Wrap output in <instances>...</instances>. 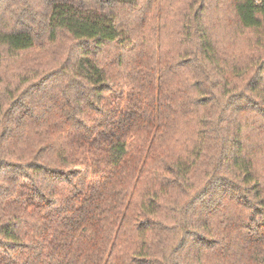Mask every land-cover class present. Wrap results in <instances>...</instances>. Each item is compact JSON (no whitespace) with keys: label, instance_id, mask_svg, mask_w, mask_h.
<instances>
[{"label":"trees","instance_id":"1","mask_svg":"<svg viewBox=\"0 0 264 264\" xmlns=\"http://www.w3.org/2000/svg\"><path fill=\"white\" fill-rule=\"evenodd\" d=\"M94 1L0 27L78 50L0 91V264H264V0Z\"/></svg>","mask_w":264,"mask_h":264},{"label":"rangeland","instance_id":"2","mask_svg":"<svg viewBox=\"0 0 264 264\" xmlns=\"http://www.w3.org/2000/svg\"><path fill=\"white\" fill-rule=\"evenodd\" d=\"M82 2L94 3L95 1L82 0ZM1 4L6 12L3 14L0 13V19H4L0 20V27H4V25L7 27L10 25H20L16 22V17H19V22L27 21V23L33 26V31L37 35V40H39L38 35H41L40 26L42 23L44 25L45 14L47 13V0H2ZM218 15L225 17V22L228 23L230 20L228 6L224 5L219 10L213 5L211 9V21H215ZM220 29L222 28H213L215 33L218 34L221 42H224L222 45L224 48H222V50L226 49L230 51L231 45L228 44L229 35ZM38 30L40 32H38ZM40 41L44 46H39L30 53L25 54L24 58L9 60L2 66L4 82L2 86H0V91L6 87H10L12 90L17 87L20 89H29L35 85L40 78L51 75L50 73L59 66L60 62L74 57L78 53L76 48L71 47L70 41L65 36L50 44H47L46 40L41 37ZM241 45L243 44L241 43ZM41 72H44V74L42 77H39ZM40 82L41 81L38 83ZM65 87L66 84H62L58 88L53 83L50 84L48 88L49 91H62Z\"/></svg>","mask_w":264,"mask_h":264}]
</instances>
